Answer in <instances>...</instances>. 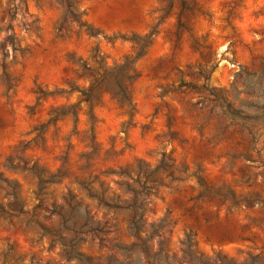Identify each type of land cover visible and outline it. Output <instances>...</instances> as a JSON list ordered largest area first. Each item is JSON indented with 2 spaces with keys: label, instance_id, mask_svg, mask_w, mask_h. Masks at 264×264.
<instances>
[{
  "label": "rangeland",
  "instance_id": "374dc122",
  "mask_svg": "<svg viewBox=\"0 0 264 264\" xmlns=\"http://www.w3.org/2000/svg\"><path fill=\"white\" fill-rule=\"evenodd\" d=\"M0 264H264V0H0Z\"/></svg>",
  "mask_w": 264,
  "mask_h": 264
}]
</instances>
